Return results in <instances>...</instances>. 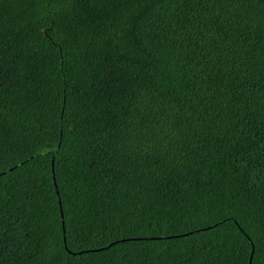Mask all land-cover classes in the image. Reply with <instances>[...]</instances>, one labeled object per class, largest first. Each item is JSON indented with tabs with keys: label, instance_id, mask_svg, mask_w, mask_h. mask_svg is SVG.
Segmentation results:
<instances>
[{
	"label": "trees",
	"instance_id": "16d2710c",
	"mask_svg": "<svg viewBox=\"0 0 264 264\" xmlns=\"http://www.w3.org/2000/svg\"><path fill=\"white\" fill-rule=\"evenodd\" d=\"M0 264H264V0H0Z\"/></svg>",
	"mask_w": 264,
	"mask_h": 264
},
{
	"label": "water",
	"instance_id": "95a60500",
	"mask_svg": "<svg viewBox=\"0 0 264 264\" xmlns=\"http://www.w3.org/2000/svg\"><path fill=\"white\" fill-rule=\"evenodd\" d=\"M51 170H52V173H54V160L53 159L51 160ZM53 181H55V180H53ZM60 215H61V217L63 216L62 211L60 212ZM62 227H63V232H65L64 226H63V220H62ZM64 241H65V238H64ZM252 254H253V249L251 250V253H250L249 263L251 262Z\"/></svg>",
	"mask_w": 264,
	"mask_h": 264
}]
</instances>
